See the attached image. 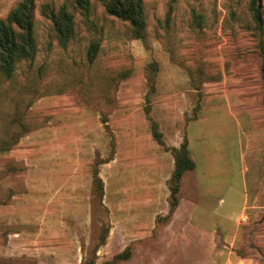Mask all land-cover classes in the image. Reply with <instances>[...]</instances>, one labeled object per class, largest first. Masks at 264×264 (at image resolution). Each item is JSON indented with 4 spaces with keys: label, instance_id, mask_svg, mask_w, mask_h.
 I'll use <instances>...</instances> for the list:
<instances>
[{
    "label": "rangeland",
    "instance_id": "rangeland-1",
    "mask_svg": "<svg viewBox=\"0 0 264 264\" xmlns=\"http://www.w3.org/2000/svg\"><path fill=\"white\" fill-rule=\"evenodd\" d=\"M20 1L0 0V19ZM251 1L144 0L147 29L138 39L92 0L93 25L77 13L76 35L63 47L42 6L66 0H35L37 56L11 78L0 74V264H234L235 257L264 264V88ZM93 39L100 49L90 62ZM151 61L160 70L150 115L163 139V131L173 137L176 130L188 138L197 165L184 176L183 212H156L151 234L143 235L147 221L137 216L146 212H131L116 194V149L99 169L102 198L94 193L92 164L112 150L99 111L109 115L116 146L131 123L151 129ZM21 118L30 131L4 149L24 128ZM56 129L66 144L52 148V157ZM89 146L90 172L79 168L74 177L90 175L91 183L76 184L73 202L60 198L57 208L56 192L69 188L57 167L66 170L73 149L87 157Z\"/></svg>",
    "mask_w": 264,
    "mask_h": 264
},
{
    "label": "trees",
    "instance_id": "trees-1",
    "mask_svg": "<svg viewBox=\"0 0 264 264\" xmlns=\"http://www.w3.org/2000/svg\"><path fill=\"white\" fill-rule=\"evenodd\" d=\"M103 6L105 13L122 22H126L131 30L133 37L144 39L147 29L145 17L144 0H97ZM252 19L255 23L253 28L254 35L257 39V47L261 58V72L264 88V16L261 5L258 0H252L250 3ZM92 0H66L60 6L46 3L42 6V14L51 24V29L59 44L66 47L75 37L77 32V17L80 14L84 23L92 26L91 21ZM195 24L200 25L201 17L194 13ZM100 49L99 39H93L87 50L88 61L94 62ZM38 53V43L36 37L35 25V0H21L13 7L5 18L0 19V74L6 78H11L18 65L22 61H33ZM159 63L151 61L145 66L148 93L146 95L147 103L145 111L148 120L151 123V130L156 141L162 145L165 150H170L175 159V167L169 181V215L173 214L180 203V191L184 176L187 172L196 168V162L193 159L189 140L186 136L179 147H168L163 139L162 132L158 129V123L151 117L152 110L151 99L157 87V74L159 72ZM100 112L101 121L104 124L106 132L111 137V154L107 158L96 156L92 164L93 183L95 195L104 196V182L100 177V166L114 157L116 142L111 127L108 124L109 115L106 111ZM22 131L19 130L12 135V144L4 141V149H10L13 145L18 144L22 135L30 131L28 124L19 119ZM107 231V229H106ZM105 231L101 239L103 244L107 237ZM128 252L117 254L114 259H120L127 256ZM81 264H95L94 262H84ZM108 264V263H105Z\"/></svg>",
    "mask_w": 264,
    "mask_h": 264
},
{
    "label": "crops",
    "instance_id": "crops-1",
    "mask_svg": "<svg viewBox=\"0 0 264 264\" xmlns=\"http://www.w3.org/2000/svg\"><path fill=\"white\" fill-rule=\"evenodd\" d=\"M97 121H100L99 124L105 130L100 115ZM141 125L138 127L137 124L132 125L131 123V129L117 134L116 153L113 161L115 166V183L117 185L116 194L120 195V197H126L125 200L129 202L131 212H146V214L138 215L137 220L140 218L142 223H144V220L147 221L144 226L141 225V230H144L143 235H149L154 227L156 212L169 211V181L175 167V159L170 150H165L156 141L151 132L150 124L145 121V124L142 123ZM59 133L60 131L56 129L51 134L52 157H55V149L52 150V148L62 143L66 144V141L60 143L59 137L57 136ZM163 133L164 141L168 147L180 146L183 140L181 131L176 130L173 137H169L164 131ZM94 150L93 148V157H91V147L89 146L86 150L87 157L80 158L76 156V151L73 149L70 151L71 155L66 154L69 159L64 157L66 160V170L64 171L61 165L59 168L57 167V176L62 175V182L69 185V188L65 189L63 195L56 192L58 197L54 198L53 203H56L57 208L60 205V198L67 199L66 203L73 202L74 186L76 184L85 185L86 183L89 185L91 183L89 173H87L89 176L86 179L78 176L74 177V174L79 168L87 169L90 172L91 163L94 160ZM45 175V172L41 173V176ZM89 198L90 193L88 190L87 201ZM82 200H84V196ZM128 202H125L126 207ZM188 205L186 204V206ZM184 206V202L180 199V203L175 212H183ZM66 210L68 209L66 208ZM87 210H89L88 203ZM232 262L234 264H244L246 261L245 259L235 257Z\"/></svg>",
    "mask_w": 264,
    "mask_h": 264
}]
</instances>
